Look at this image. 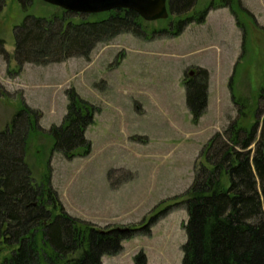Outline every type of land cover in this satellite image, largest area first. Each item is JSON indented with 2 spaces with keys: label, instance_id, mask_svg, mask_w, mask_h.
<instances>
[{
  "label": "rangeland",
  "instance_id": "obj_1",
  "mask_svg": "<svg viewBox=\"0 0 264 264\" xmlns=\"http://www.w3.org/2000/svg\"><path fill=\"white\" fill-rule=\"evenodd\" d=\"M210 1L197 0L193 12ZM239 1L248 14L236 5L232 11L214 9L204 23H191L176 37L153 34L163 27L156 21L147 23L144 38L121 34L98 44L88 61L21 68L12 59L13 27L23 14L14 0L1 11L6 56L0 54V130L22 104L41 113L44 131L60 125L69 89L99 109L86 130L87 156L65 159L52 152L49 139L36 135L26 160L35 182L49 174L69 215L100 229H138L102 264H133L139 253L147 264L181 263L188 218L180 203L199 154L237 116L232 95L251 110L264 85V0ZM55 8L35 0L29 13L47 16ZM199 67L209 73L207 107L193 124L184 82ZM10 251L0 243V259Z\"/></svg>",
  "mask_w": 264,
  "mask_h": 264
},
{
  "label": "trees",
  "instance_id": "obj_2",
  "mask_svg": "<svg viewBox=\"0 0 264 264\" xmlns=\"http://www.w3.org/2000/svg\"><path fill=\"white\" fill-rule=\"evenodd\" d=\"M14 1L23 14L13 27L12 59L18 68L69 58L88 61L98 44L121 34L144 38L148 27L132 10L81 15L56 7L50 15L35 16L29 13L35 0ZM6 2L0 0V14ZM196 2L167 0L168 18L152 33L176 37L189 24L204 23L209 11H232L234 5L248 14L239 0H211L193 12ZM2 45L0 40V54L6 56ZM195 70L184 82L193 124L206 110L209 82L206 69ZM229 89L232 92V82ZM232 98L237 116L202 148L180 203L188 218L180 264H264V85L253 99L254 109ZM66 99V114L58 126L44 131L39 126L41 113L22 104L0 130V243L11 250L0 264H102L104 256L121 252L122 242L138 232L100 229L73 217L63 209L49 174L40 182L33 180L26 158L36 135L49 139L52 152L65 159L90 153L85 134L99 109L74 89L66 91ZM143 230L149 233L147 227ZM133 264H147L145 256L135 255Z\"/></svg>",
  "mask_w": 264,
  "mask_h": 264
},
{
  "label": "water",
  "instance_id": "obj_3",
  "mask_svg": "<svg viewBox=\"0 0 264 264\" xmlns=\"http://www.w3.org/2000/svg\"><path fill=\"white\" fill-rule=\"evenodd\" d=\"M63 11L81 15H96L113 10H132L144 22L163 21L168 18L167 0H40ZM196 70L190 71L193 77Z\"/></svg>",
  "mask_w": 264,
  "mask_h": 264
}]
</instances>
